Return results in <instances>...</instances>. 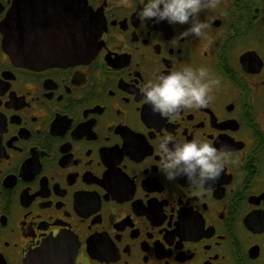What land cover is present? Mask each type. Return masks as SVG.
Listing matches in <instances>:
<instances>
[{"label": "flooded vegetation", "instance_id": "flooded-vegetation-1", "mask_svg": "<svg viewBox=\"0 0 264 264\" xmlns=\"http://www.w3.org/2000/svg\"><path fill=\"white\" fill-rule=\"evenodd\" d=\"M84 5L95 55L12 59L83 41ZM140 8L0 0V264H264V0H213L204 34L183 39L189 24L143 25ZM185 66L220 83L207 107L161 117L141 88ZM162 136L228 145L230 160L204 189L167 181Z\"/></svg>", "mask_w": 264, "mask_h": 264}, {"label": "clouds", "instance_id": "clouds-1", "mask_svg": "<svg viewBox=\"0 0 264 264\" xmlns=\"http://www.w3.org/2000/svg\"><path fill=\"white\" fill-rule=\"evenodd\" d=\"M213 0H139L142 8L137 12L143 25L146 21L154 23L167 21L172 24H189L179 34V39L188 36L201 37L208 27L206 20L200 19V13ZM174 37L173 43H179ZM206 67L183 68L170 72H162L155 80L147 81L141 88L145 101L151 105L152 111L161 117L179 118L185 108L207 107L212 99L211 92L220 82L207 78ZM231 148L221 145L220 148L205 139H191L173 142L171 136H162L156 149L159 161L157 170L165 180L185 182L197 189H204L210 181L221 176L225 165L230 160Z\"/></svg>", "mask_w": 264, "mask_h": 264}, {"label": "water", "instance_id": "water-1", "mask_svg": "<svg viewBox=\"0 0 264 264\" xmlns=\"http://www.w3.org/2000/svg\"><path fill=\"white\" fill-rule=\"evenodd\" d=\"M90 14L91 11L87 5H84L80 12L82 27L79 30L83 41L64 43L63 52L60 51V44L57 46L46 44L45 47H38L36 49L26 46L22 47L21 50H18L17 47L6 49L14 61L21 60L22 63H25L24 66L33 68L39 67L42 64L41 60H46L50 64L58 62L64 65L69 64V62L78 63L81 55L90 58V56L97 53L96 51L99 47L97 40H90L92 37H97V32H99L97 23L92 20Z\"/></svg>", "mask_w": 264, "mask_h": 264}]
</instances>
